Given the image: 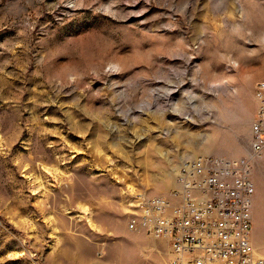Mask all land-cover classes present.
Wrapping results in <instances>:
<instances>
[{
	"label": "rangeland",
	"instance_id": "obj_1",
	"mask_svg": "<svg viewBox=\"0 0 264 264\" xmlns=\"http://www.w3.org/2000/svg\"><path fill=\"white\" fill-rule=\"evenodd\" d=\"M264 0H0V264H169L130 231L182 161L249 160L264 258Z\"/></svg>",
	"mask_w": 264,
	"mask_h": 264
},
{
	"label": "built area",
	"instance_id": "obj_2",
	"mask_svg": "<svg viewBox=\"0 0 264 264\" xmlns=\"http://www.w3.org/2000/svg\"><path fill=\"white\" fill-rule=\"evenodd\" d=\"M250 152L264 155V84L254 86ZM249 160L195 156L178 167L168 196L137 198L130 231L166 239L169 264H264L252 239L255 186Z\"/></svg>",
	"mask_w": 264,
	"mask_h": 264
},
{
	"label": "bare ground",
	"instance_id": "obj_3",
	"mask_svg": "<svg viewBox=\"0 0 264 264\" xmlns=\"http://www.w3.org/2000/svg\"><path fill=\"white\" fill-rule=\"evenodd\" d=\"M258 84H264V79L262 81L258 82Z\"/></svg>",
	"mask_w": 264,
	"mask_h": 264
}]
</instances>
